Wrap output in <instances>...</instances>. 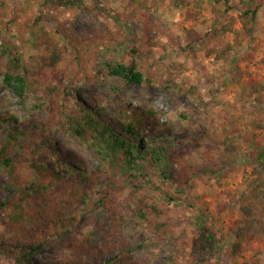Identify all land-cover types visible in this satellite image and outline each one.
I'll list each match as a JSON object with an SVG mask.
<instances>
[{
	"label": "rangeland",
	"instance_id": "1",
	"mask_svg": "<svg viewBox=\"0 0 264 264\" xmlns=\"http://www.w3.org/2000/svg\"><path fill=\"white\" fill-rule=\"evenodd\" d=\"M142 1L152 2L150 10ZM259 1L262 7L252 34L247 35L242 32L239 0H230V9L224 1L209 0H191L181 8H175L172 0H91L93 9L87 11H59L45 5L44 0H6L0 21L5 35L0 40L5 46L14 45L23 55L32 79L25 96L0 85V152L13 127L23 122L18 141L10 152L16 163L0 169V201L16 199L19 190L36 173L35 160L43 140L25 123L27 107L41 98L34 90V79L58 84L57 90L62 93L76 67L77 54L85 62L83 68L94 73V66L106 68V61L119 59L138 45L142 49L138 57L142 69L160 77L173 76L196 83L207 98L206 106L200 107L176 91L127 84L122 78L112 76H106L101 84H73L78 97L88 106L97 107L100 118L111 121L116 129L119 123L131 119V107H155L163 111V125L154 129V134L196 138L193 143L198 146L177 141L165 151L160 149L161 143L153 146L150 162L157 161L155 165L164 167L167 176L177 181L181 190L176 198L167 195L162 199L160 207L164 212L159 216L162 225L159 230L153 229L149 238L133 227L131 207L96 201L90 208L86 207L77 227L68 223L70 229L61 241L29 254L25 258L27 264H100L107 260L111 264H127L128 254L133 264H165L178 247L166 232L180 239L183 248L179 254L184 260L190 252L192 238L198 233L201 214L214 225L222 255L196 264H264V164L254 159L257 151L264 148V130L250 123L264 112L261 61L264 0ZM41 6L49 14L38 26L28 29L26 24L32 25ZM218 15L221 25L229 24L232 30L217 36L208 46L221 50L232 44L234 50L226 52L224 59L214 54L189 53L185 49L187 43L209 31ZM40 28L62 34L63 58L55 67H47L37 59L46 52L39 40ZM63 33L76 36L77 42L69 43ZM82 72L85 73L84 69ZM209 92L215 94L214 99ZM54 98L60 100L58 94ZM179 107L187 120L181 116ZM37 114L47 116L44 111ZM54 136L59 149L81 160L74 161L76 165L99 167L95 154L75 138L61 130ZM104 149L110 156V172L104 175L101 188L105 187L111 198L127 200L135 189V179L128 178V166L122 163L115 148L105 145ZM138 167L152 175L155 171L144 162H138ZM210 167L216 171L207 174ZM148 180L145 194L154 192L150 182L153 186L157 184V180ZM245 206L251 210H245ZM4 236L10 237L12 233L7 228L5 213L0 210V245ZM69 239L78 244L88 240V253L70 249ZM236 243L239 247H235ZM126 246L129 252H125ZM0 264L11 263L0 256Z\"/></svg>",
	"mask_w": 264,
	"mask_h": 264
},
{
	"label": "trees",
	"instance_id": "2",
	"mask_svg": "<svg viewBox=\"0 0 264 264\" xmlns=\"http://www.w3.org/2000/svg\"><path fill=\"white\" fill-rule=\"evenodd\" d=\"M172 1L175 8L185 7L191 3V0ZM209 1L214 3L224 1L227 9L231 8L230 0ZM239 1L242 5L239 15L242 32L251 35L262 3L259 0ZM91 3V0H44L45 5L56 7L59 11L92 10ZM5 5L6 0H0V21ZM142 5L150 10L152 2L144 3L142 1ZM100 11L104 12L103 9ZM48 14V10L41 6L32 25L28 23L26 26L29 27L28 29L38 26ZM220 19L221 16L218 15L209 31L188 42L185 49L194 55L203 53L210 56L214 54L218 59H224L226 52L234 50L232 44H227L221 50L208 46L217 36L232 30L229 24L221 25ZM1 28L0 22V39L5 35ZM38 32L41 33H39V40L43 43L46 52L39 55L37 59L45 63L47 67H55L63 58L62 34L59 35L58 32L60 33V31L58 30L52 32L44 31L42 28ZM63 37L69 43L77 42V37L70 33H63ZM154 45L153 40L152 46ZM141 50L140 46L135 45L121 58L106 61V68L98 69L94 66V73L83 68L85 62L77 54L75 56L76 67H74L68 82L63 87L62 98L61 91L58 92L57 90L58 84L49 85L42 79L40 81L34 79V90L41 98L35 101L33 106L27 107L25 123H28L29 127L43 140L41 146H38L39 156L35 160L36 173L29 180V183L19 190L16 199L0 201V210L5 213L7 228L12 233L10 237L1 238L3 242L0 245V256H4L11 264H27L25 258L29 254L49 243L61 241L64 233L70 229L68 223H73L77 227L86 207L90 208L91 204L96 201L113 205L117 202L116 206L131 207L133 216L131 223L136 230L143 231L146 238L152 235L153 229H160L162 221L159 220V216L164 212L163 208L160 207L162 199L167 195L172 199L176 198L181 189L176 185L178 184L177 181L167 176L164 167L155 165L157 161L150 162L154 155L153 146L161 143L160 149L162 151L168 150L173 141L198 146V143H193L196 138L185 137L183 139L177 136L162 137L158 133L154 134L153 130L163 125V111L155 107H131V119L125 123H119V129H116L111 121L100 118L97 107L88 106L84 103L75 93L73 87V84L76 83L83 85L101 84L106 76L120 77L127 84L150 85L164 90L176 91L189 98L196 105L206 106L207 98L196 83L184 82L182 79L173 76L160 77L147 69H142L138 58L141 55ZM261 61L264 64V56ZM82 69L85 73L82 72ZM29 72L30 67L24 63L23 55L14 45L5 46L3 40H0V76L2 75L0 85L4 84L19 95L25 96L32 79L28 76ZM56 94L60 96L58 101L54 98ZM209 95L213 99L215 98V94L212 92H209ZM179 110L183 119L187 120L188 117L183 113L181 107ZM37 111H44L47 116L39 117ZM250 123L254 128L264 130V112L251 120ZM22 127L23 122L15 125L9 138L4 142L0 152V169L16 163V159L11 156L10 152L14 143L18 141ZM57 130L69 134L83 147L91 150L99 159V167L89 169L76 165L74 161H81L80 159L72 155L71 152L65 154L55 145L57 138L54 133ZM105 145L109 148H115L119 152L122 163L128 166V178L132 181L135 179V189L127 200L118 201L111 198L108 190L105 187L101 188L104 175L110 172V156L104 149ZM254 159L263 166L264 148L257 151ZM138 162H144L152 170H155L153 175L151 172H142L141 168L138 167ZM207 171L215 172L216 169L210 167ZM148 179L157 180L155 186H153V182L148 183L149 187L154 190L151 194H145L146 187L144 185L149 181ZM257 189L259 188L257 187ZM64 200H66L65 203ZM245 210L250 211L251 208L245 206ZM199 217L197 222L198 233L192 238L190 252L184 260L180 258L179 254L183 248L180 239L178 240L176 234L166 232L171 239L177 242L178 247L166 259L165 264H184L185 260L188 264L203 263L217 257L219 253L222 255L220 239L214 225L205 214H201ZM68 219H71V222ZM67 243L72 250L88 253V240L78 244L76 240L69 239ZM235 247H239V244L236 243ZM125 252H129L128 246H126ZM128 255L129 260L127 259L126 263L133 264L131 254ZM111 263V260H107L100 264ZM53 264L58 263L53 262Z\"/></svg>",
	"mask_w": 264,
	"mask_h": 264
}]
</instances>
